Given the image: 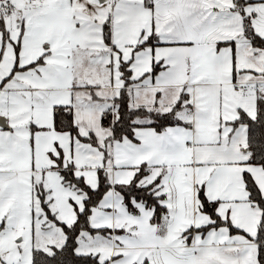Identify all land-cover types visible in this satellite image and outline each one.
Returning a JSON list of instances; mask_svg holds the SVG:
<instances>
[{"label":"snow or ice","instance_id":"6c2138e0","mask_svg":"<svg viewBox=\"0 0 264 264\" xmlns=\"http://www.w3.org/2000/svg\"><path fill=\"white\" fill-rule=\"evenodd\" d=\"M0 264H264V0H0Z\"/></svg>","mask_w":264,"mask_h":264}]
</instances>
